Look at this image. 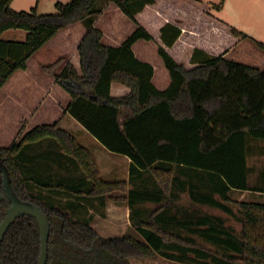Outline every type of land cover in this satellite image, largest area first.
Here are the masks:
<instances>
[{
  "label": "trees",
  "instance_id": "16d2710c",
  "mask_svg": "<svg viewBox=\"0 0 264 264\" xmlns=\"http://www.w3.org/2000/svg\"><path fill=\"white\" fill-rule=\"evenodd\" d=\"M100 1L59 2L58 13L40 14L37 8L16 11L13 0H0V91L60 30L87 20L88 31L78 46L81 71L68 56L41 65L70 95L66 111L106 149L131 159L132 178L148 173L162 196L175 187L180 169L213 176L222 200L215 206L231 214L235 206L242 228L231 233L217 217L208 228L200 223L193 235L218 248L213 250L169 230L156 216L143 217L140 210L136 215L137 190L126 181L104 179L89 147L57 122L43 124L12 146H0V159L17 195L39 206L50 221L47 264H131L132 257L157 254L191 264H264V203L228 196L231 189L264 191L250 186L248 161L249 142L264 141V70L224 57L247 34L214 17L211 4L202 0H165V11L160 9L163 0H109L136 25L121 45L110 46L94 26ZM185 12L193 13L196 22L183 31L170 19L186 23ZM147 13L160 21L158 36L145 20ZM12 29L27 31L26 40L3 39ZM185 32L186 43L178 44ZM140 40L157 43L171 77L168 89L159 90L153 84L154 66L136 57L133 47ZM255 44L264 52V43ZM113 83L131 92L113 97ZM0 193L1 223L12 206L1 172ZM109 200L129 203L132 223L146 241L98 233L94 215L83 211L87 204L105 208ZM41 252L38 221L24 215L0 243V264H39Z\"/></svg>",
  "mask_w": 264,
  "mask_h": 264
},
{
  "label": "crops",
  "instance_id": "0c3cea01",
  "mask_svg": "<svg viewBox=\"0 0 264 264\" xmlns=\"http://www.w3.org/2000/svg\"><path fill=\"white\" fill-rule=\"evenodd\" d=\"M71 1L72 0H37V4L33 8H37L40 14H45L46 12H54V9L52 10V8L57 9L56 8L57 3L59 2L69 3ZM102 1L103 0H101L98 4V8L101 9V13L94 17V26L97 28H99L98 26L102 24L101 23L102 19L104 17V14L107 11L101 6ZM202 1L211 4L210 12L214 17H216L220 21L230 26H233L239 29L240 31L247 34L248 36V38L240 41L235 46H233L225 54L224 57L230 61L252 66L249 63L250 62L249 58H251L253 54L254 55L260 54L259 52H256L257 50H260V49L256 46L255 41L264 43V0H224L223 6L220 9L214 8V5H217L216 3L220 4L222 0H202ZM109 6L110 5H108V7ZM13 7H14V10H21V9L15 8V6ZM119 11L121 10L119 9ZM120 13H123V12L121 11ZM125 17L128 20H126L125 18L123 19V17L120 15V19L118 22L119 25L127 21H130V19L126 15ZM185 18H186V23L184 21L182 22L180 19H173V20L170 19V21L172 23L179 25L183 29V31H186L189 29V26L191 24L193 25L196 22V19L193 16V13H189V12H185ZM130 22L133 23L132 21ZM104 24L109 25V27L106 26V28H109V29H106L105 31L102 30L104 32V40H107L111 44L120 42L122 37L120 38V34L118 30H116L117 28H115L114 23L111 22L110 19H108L107 21L104 22ZM88 28H89V22H87V20L76 23L68 28L60 30L57 33V35L53 37L45 46L47 47V46L52 45L56 41V39L61 37V42L65 44V52L61 54V56H69V60L75 65V67L79 71H81V59H80V54L78 51V46L81 40L83 39V37L85 36V34L87 33ZM75 29L78 30L77 31L78 34L76 38L74 35H72ZM135 29H136V25L133 23V31L131 32V34L135 31ZM16 31H17L16 33L23 34L22 41H25L27 38L28 32L25 30H16ZM62 33H65V34L68 33V34L67 35L64 34V36H61ZM190 33H191L190 35H193L195 32L190 31ZM72 36H73V39H72ZM187 37L188 36L185 32L180 38V40L178 41V44H182V43L185 44L186 43L185 40ZM14 38H16V36H14ZM126 39H122L123 40L122 43ZM17 40H21V39H17ZM141 42H144V43L141 44V46L139 47V51H138L136 50V47ZM150 42H153V41L140 40L134 45L133 50H134L136 57L139 60L144 61L142 58H146L148 56L147 49H148V43ZM68 45H73L75 50L73 52H70L69 50H67ZM156 46L158 47L157 44ZM44 47H42L37 53L42 51ZM254 47H256L257 49L256 51L254 50ZM200 48H203V47L200 46ZM203 49L205 50V52L207 51L206 53H208L209 55L211 56L213 55L212 51L208 50L207 48H203ZM246 60H248V62ZM147 62L152 64L149 61ZM28 67L26 70H20V71H27ZM163 81H164V78L162 77L161 79L160 78L157 79L156 68H155L153 84L159 90L164 91L169 88L171 83H169L168 87H161V84L163 83ZM56 85L58 84L56 83L55 87ZM53 89H56V88H53ZM130 92H131V89L127 87L126 85H123L120 83L112 84L111 95L113 97H123V96L128 95ZM45 99L46 100L43 101L42 106H48L50 110L53 109L51 112H54V113L60 112L58 120H61L62 118L67 117L69 113L66 111V108L70 101V95H69L68 102H67V99L63 100L64 106L60 110L58 109L60 108L59 103L61 102L57 104V102H55L56 100H52V94L50 92H48ZM38 114L39 112L37 110L35 115H38ZM57 123L60 125L59 121ZM60 126L66 129L62 125ZM99 145H101L99 146L100 148L97 149V150H100L99 153H94L92 150L91 151L93 152L96 158L98 167L100 169V172L102 176L104 177L106 174H112V172L114 171L112 168L109 155H112V154L120 155V154H116V153L109 151L101 143ZM249 145H250V149L252 150L254 158L259 160L260 158L264 157V146L262 144L258 142L250 141ZM121 156H124L125 158H127V163L129 165L128 171H127L126 176L123 177L124 179L114 180V181H126L129 184L130 188H133L138 191V193L135 195V200H136L135 214L136 215L138 214V211L140 210L143 213L142 214L143 217H146L147 215L156 216L157 218H159L161 223L165 225L169 230L174 231L177 234H182L183 236H186L188 238H194L196 240H198V237L193 235L197 232L196 227L200 223H204L205 224L204 226H206V228L210 227L211 224L214 223L213 217H217L218 219H220L219 225L222 224V226L227 228L229 232L234 233V234L236 233L234 229L226 221L228 217L229 218L234 217V219L238 221L235 214H231L230 212L224 211L215 206L216 201L222 202L221 196L217 192L218 187L216 185V182H217L216 178H214L213 176L209 174H206L204 172L197 171L194 169H185V170L180 169L177 172L178 175L176 176L175 187L171 190L169 194L162 196L159 193V188L156 182L153 180L152 177H150L148 173L144 172L142 175H138L132 178L131 177L132 161L129 157L125 155H121ZM257 171L258 173L255 178L256 182L264 180V169H258ZM250 186L253 187L255 185H253L252 182L250 181ZM139 191L141 192L139 193ZM153 195L154 196L157 195V196L154 198ZM228 196L230 200L236 201V202L246 201V202L264 203L263 201L264 191H254V190L245 191V190H240V189H231L228 192ZM155 200H158V202ZM96 207H97V204H96ZM101 208H102V211L100 215L94 216L93 223L100 222L104 225L105 229H109V228L112 229L114 227L119 228V226L121 225L120 220L123 219L126 222V225H127L126 227L128 229L134 230V232L138 233L140 236L139 235L136 236L133 234H130V235L142 241H146V239L138 232V230L132 223V219H131L132 211H131L129 203H117L113 200H109L106 204V207L105 208L101 207ZM214 210H220L221 213H223L225 216H222V214H220L221 216L215 215ZM156 256L158 259L157 264H191V263H182L176 260H172L161 254H157Z\"/></svg>",
  "mask_w": 264,
  "mask_h": 264
},
{
  "label": "rangeland",
  "instance_id": "374dc122",
  "mask_svg": "<svg viewBox=\"0 0 264 264\" xmlns=\"http://www.w3.org/2000/svg\"><path fill=\"white\" fill-rule=\"evenodd\" d=\"M37 4V0H14L12 8L21 9L16 11H30L33 7H35ZM219 4V3H216ZM108 5H110L108 7ZM101 6L107 10L104 14V17L102 19V24L98 26L101 30L105 31L106 28L109 27L108 24H104L105 21L110 19L111 22L114 23L116 30H118L120 34V38L126 39L131 32L133 31V23L130 21H127L121 25H119V19L120 15L128 20L123 13H120L118 7L109 0H103L101 2ZM167 8L166 1L163 0L160 3V9H163L164 11ZM51 9V8H49ZM54 12H46L45 14H53L58 13V10L55 8ZM169 11H171V8H168ZM50 11V10H49ZM152 15L147 13L145 15V20L149 22V25L151 26L152 33L154 36H158L157 34V26L159 25V19H150ZM16 30L20 29H12L11 31H6L3 34V39L5 40H14V39H21L17 41H22L23 34L16 33ZM78 30L75 29L73 31V34L75 38L77 37ZM76 33V35H75ZM65 33H62L61 36H64ZM66 33L65 35H67ZM16 36V38H14ZM73 39V36H72ZM120 42H116L115 44H111L107 40H104V44L106 45H112V46H118L122 43V40ZM144 42L139 43L137 45L136 50L139 51V47ZM157 43L150 42L148 43V56L146 58H142L144 61L151 62L155 68H156V76L157 79L164 78L163 83L161 84V87H168L169 83H171L169 71L166 68L164 61L162 57L159 55L158 47L156 46ZM67 50L70 52H73L75 50L73 45H68ZM254 50L256 51V47H254ZM65 52V44L61 42V37L56 39V41L50 45L45 46L42 51L34 55L33 58H31L28 61V70L27 71H18L16 72L10 80L6 83V85L2 88L0 91V146L10 147L14 143L19 142L23 136L29 132L31 129H33L36 126L43 125V124H52L55 122H60V125L65 127L68 131L73 133L79 143L84 146H88L94 153H99L100 150H97L100 148L99 145L100 142L92 135L90 134L80 123L74 119L70 114L67 115L66 118L59 119V114L51 112L48 108V106H42L43 101H45V97L47 96L48 92L52 94V100H56L57 104L59 102L60 110L64 106L65 99H69V94L62 89L59 85H56L55 87V76H48L45 73H43L41 69V65H47L54 63L60 56ZM256 52H259L260 54L254 55L249 58L250 64L252 66L259 67L264 70V53L260 50H257ZM69 59V56H68ZM248 62V60H246ZM56 88V89H53ZM66 95V96H65ZM66 102V103H67ZM39 112L38 115H35L36 112ZM254 142H258L264 146V141L262 140H253ZM57 150V149H56ZM58 151V150H57ZM248 161L249 166L253 167V174L250 173V181L253 185H259L260 187L264 188V180H261L259 182H256V176L258 173V169H264V157L257 160L253 157L252 150L249 149L248 152ZM113 172L112 174H106L104 177L106 180L114 181V180H121L124 179L123 177L126 176L128 171V163L127 158L121 155H109ZM3 160V159H0ZM253 175V176H252ZM257 183V184H256ZM115 195H122L120 193H115ZM248 198V197H247ZM71 199V198H70ZM264 201V200H263ZM235 207V206H234ZM233 208V213L236 214V208ZM102 211V208L97 203V207H92L90 204H87V209H84L83 213L85 214H93L94 216L100 215ZM215 215L225 216L223 213H221L220 210H214ZM221 216V215H220ZM228 217V216H226ZM122 218V217H121ZM121 227L119 228L114 227L112 229H105L104 225L102 223L94 222V228L98 231V233L102 237L106 238H113L118 236H123L125 234H133V235H139L138 233L134 232V230L128 229L126 226V222L121 219ZM229 225L234 229L236 233H239L241 231L242 225L234 217L227 218L226 220ZM126 227V228H125ZM127 229V230H126ZM140 236V235H139ZM198 242L203 245L206 248H211L217 250L218 248H215L216 246H213L203 240H199ZM173 254L177 255L178 252H172ZM158 259L156 257H149V258H140V257H132L130 259L131 264H157Z\"/></svg>",
  "mask_w": 264,
  "mask_h": 264
},
{
  "label": "water",
  "instance_id": "95a60500",
  "mask_svg": "<svg viewBox=\"0 0 264 264\" xmlns=\"http://www.w3.org/2000/svg\"><path fill=\"white\" fill-rule=\"evenodd\" d=\"M0 172L3 174V186L5 195L12 204L4 220L0 223V243L4 239L9 228L18 218L24 215H31L37 219L40 227L42 252L39 264H47L49 237L51 232V226L48 217L39 206L30 201L22 200L17 195L12 186L10 170L3 160H0ZM3 197L4 195L0 193V198Z\"/></svg>",
  "mask_w": 264,
  "mask_h": 264
}]
</instances>
